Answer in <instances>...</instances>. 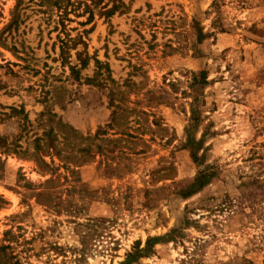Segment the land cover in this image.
<instances>
[{
    "label": "rangeland",
    "instance_id": "374dc122",
    "mask_svg": "<svg viewBox=\"0 0 264 264\" xmlns=\"http://www.w3.org/2000/svg\"><path fill=\"white\" fill-rule=\"evenodd\" d=\"M127 260L264 264V0H0V264Z\"/></svg>",
    "mask_w": 264,
    "mask_h": 264
},
{
    "label": "trees",
    "instance_id": "16d2710c",
    "mask_svg": "<svg viewBox=\"0 0 264 264\" xmlns=\"http://www.w3.org/2000/svg\"><path fill=\"white\" fill-rule=\"evenodd\" d=\"M209 176H211V173L209 172H200L199 175L197 176L194 185L197 186L198 188H201L208 180ZM135 254L128 255V258H133ZM128 259V260H129ZM127 261H125L123 264H127Z\"/></svg>",
    "mask_w": 264,
    "mask_h": 264
}]
</instances>
